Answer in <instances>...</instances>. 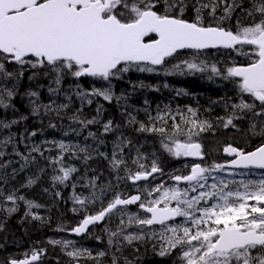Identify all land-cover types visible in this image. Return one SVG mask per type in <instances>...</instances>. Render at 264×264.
Masks as SVG:
<instances>
[{"label":"snow or ice","instance_id":"6c2138e0","mask_svg":"<svg viewBox=\"0 0 264 264\" xmlns=\"http://www.w3.org/2000/svg\"><path fill=\"white\" fill-rule=\"evenodd\" d=\"M250 3L251 7L244 10L252 18L251 22L241 25L237 21V28L233 31L220 23L206 24L205 13L217 21L229 19L237 8L244 7L239 0H232L231 3L228 0H191V3L189 0H0V110L7 112L14 108L17 83L29 67L48 69L49 73L54 74L53 83L57 87H50V93H58L63 79L68 76L75 81L91 78L103 82L101 87L93 86L91 90L83 89L78 83L75 85V95L82 104L91 105L93 96L112 102V81L123 79L131 71L158 73L162 70L164 75L174 74L164 67L168 59L180 55L182 50H191L193 59L175 64V70L181 74L185 69L189 72L209 71L213 76L231 80L241 97L248 98L233 104L235 111L221 118L224 128L237 127L234 120L244 118L238 113L251 112L255 117L264 118V0H250ZM221 4L225 5L224 15L217 17ZM190 7L195 16L186 19L185 13ZM209 49H230L238 55L247 56L248 62L222 70L215 63L208 64L200 59ZM9 65L16 66V70H10ZM27 95L34 116H39L41 109L45 115L50 111H56L58 115L60 109L68 107L64 104L53 109L55 101L52 104H40L36 91ZM121 98L115 97L117 102ZM102 107H97V115L92 119L81 118L79 114L71 119L83 127L96 124L102 114ZM188 112L196 117L194 109L188 108ZM180 115L184 123L191 124V128H181L176 117L169 116L174 121L171 135L165 127H149L143 123L138 130L163 134L169 141L163 147L173 157L203 160L202 145L192 139L193 135L198 134L193 129L202 132L212 125L208 121ZM20 119L27 117L21 116ZM158 119L167 123L164 116ZM18 122L16 119L9 121L0 118V129H9ZM129 123H135V118ZM260 123L258 132L256 123H252L251 131L264 137V119ZM49 126L55 127L51 123ZM102 129L103 134L112 131L113 122H104ZM185 131L187 138L180 139ZM31 135L35 136L36 132L33 131ZM89 135L96 136L92 132ZM10 142V138L3 141L4 144ZM123 143V140L119 141L113 149L111 163L114 169L125 164L123 158L117 155V149L123 151ZM57 146L62 152L70 150L63 142ZM80 151L84 152L86 148ZM223 151L231 159L207 166L193 163L187 173L170 175L169 179L176 183L167 188L161 182L151 188L145 186L138 189L139 194L136 195L116 193L107 206H102L95 214L86 215L71 231L81 235L90 225L102 222L112 214L127 215L128 225L135 226L138 231L127 233L121 229L112 232L109 245L113 244L111 237L122 233L123 239L129 244L134 240L156 237L160 242L157 254L163 257L178 251L181 264H264V175L258 179L239 181L223 176L249 175V172L235 170H264V140L252 151L232 145L225 146ZM31 152H40V148L34 146ZM16 154L28 161V157L23 154ZM40 154L43 155L42 152ZM3 155L0 152V156ZM89 158L85 156V159ZM62 159L61 154L51 162L59 163ZM139 168L143 170L130 172L127 176L133 185L148 181L150 177L156 179L157 173L163 174V169L155 160L150 170L143 164H139ZM75 171V168L62 166V175L53 179L64 183ZM209 179L212 183H209ZM28 183L34 181L30 179ZM181 184L184 187H180ZM95 186L93 180L91 187ZM144 193L152 198H142ZM0 196L13 205L17 200H25L15 192L6 195L0 192ZM97 198L93 191L90 197L75 195L74 202L86 207ZM25 203L30 209L41 207L32 201L25 200ZM128 205H137L147 215L127 213ZM16 210L15 207L7 209L8 212ZM178 217L183 218L182 222L169 223ZM120 223L123 225L125 221L121 219ZM153 225H160L161 230L157 233L152 229ZM50 243L62 244L65 249L72 246L71 241L57 240ZM86 251L72 247L66 254L77 260ZM42 252V249L34 250L30 257L26 253L24 259H9L7 264H36ZM98 255L102 257L105 253L100 252ZM112 264H117L115 257Z\"/></svg>","mask_w":264,"mask_h":264},{"label":"trees","instance_id":"16d2710c","mask_svg":"<svg viewBox=\"0 0 264 264\" xmlns=\"http://www.w3.org/2000/svg\"><path fill=\"white\" fill-rule=\"evenodd\" d=\"M231 2L232 0H228V3ZM239 2L244 7L237 8L231 14V18L217 21L205 13V23L213 25L220 23L221 26L233 31L237 28V21L241 25L249 24L252 18L246 15L244 9L251 7L250 0H239ZM224 6V4L220 5L217 17L224 15ZM194 16L195 13L190 7L185 13V18L192 19ZM207 54L211 55V53ZM188 55L193 54L184 51L169 59L166 66L173 59ZM215 55L216 57L207 63H215L222 70L229 66L247 63V56L238 55L234 51L220 49ZM9 69L15 71L16 66L9 65ZM53 79L54 74L49 73L48 69L26 68L23 77L17 83V95L13 100L14 108L7 112L0 110V118L19 121L9 129H0V152L4 153L0 156V165H7L0 167V192L5 195L15 192L25 200L41 205L39 208L30 209L25 200H17L13 205L0 196V264H7L9 259H23L26 253L31 256L32 251L38 249L43 250L38 264H112L113 257L116 258L117 264H128V262L177 264L169 255L162 257L157 254L160 250L159 243L152 237L134 240L129 244L124 241L122 233L117 237H111L113 244L109 245L112 232L121 229L129 232L137 229L135 226L124 228L125 223L123 225L120 223L121 219H125L127 223V215L126 218L110 215L102 226L93 228L82 240L69 238L68 232L86 215L95 214L102 206H107L116 193L130 196L138 192V189L161 182L164 186H171L175 183L169 179L170 175L190 171L192 165L190 160L170 155L163 147V144L169 142L168 139L160 133L139 131L141 123L149 127L153 125L165 127L171 135L174 131L171 127L174 121L169 119V116H175L176 122H179L181 128L185 130L192 126L190 123H184L180 114L186 118L208 121L212 127L202 132L193 129V132L198 134L193 135L192 139L199 143L203 141L209 143L210 136H217L220 132V126L224 123L221 118L231 115L235 111L232 105L240 103L241 99L247 100V97H241L237 86L231 80L213 76L209 71L182 74L175 72L172 75L131 71L125 74L123 79L112 81L114 93L112 102L93 96L91 97L93 103L88 105L82 104L75 95V85L78 83L83 89L91 90L93 86L101 87L103 82L93 81L91 78L75 81L68 76L63 79L58 93H50V87H57ZM31 91L39 93L40 104L47 105L55 101L52 104L53 109L64 104L68 107L60 109L58 115L56 111H50L45 115L41 109V114L34 116L29 103L30 97L27 95ZM115 97L122 98L117 102ZM100 105L103 106L102 114L96 124L83 127L71 119L76 114L81 118L92 119L97 115L96 109ZM188 108L196 111V117H192ZM238 114L244 118L234 120L237 127L226 130L225 136H218L216 141L220 143L219 147L226 145L242 147L241 144L236 143L235 137L250 139L252 123L257 121L259 126L261 119H264L253 116L251 112ZM21 116L27 119H20ZM159 116H164L167 123L158 119ZM132 118H135V123H129ZM108 120L113 122V130L103 134L102 125ZM50 123L55 127H50ZM33 131L36 132L35 136L31 135ZM90 132L95 133L96 136H90ZM9 138L11 142L4 144L3 141ZM186 138L187 131L180 136V139ZM121 140L124 141L121 145L123 151L117 149V155L123 158L125 164L119 169H114L111 163L113 149ZM59 142H63L70 150L62 152L57 146ZM248 143L251 145H248L247 149L251 151L259 146L261 141L252 138ZM34 146L39 147L40 152H31ZM81 148H86V151L81 152ZM244 148L247 150L246 147ZM17 152L28 157V161L17 155ZM41 152L43 155L40 154ZM61 154L63 159L59 163L51 162ZM85 156L90 158L85 159ZM154 160L163 169V174L156 179L138 187L127 179L130 172L143 170L139 168V164L150 170ZM185 165L189 167L186 168ZM62 166L76 169L70 179L64 183L53 179L62 175L60 172ZM262 175L264 173L256 174L254 177L259 178ZM30 179L34 183L29 184ZM93 180L95 188L91 187ZM179 186L184 187V185ZM93 191L98 197L94 203H88L85 207L74 202L75 195L90 197ZM143 196L147 198V193ZM11 207L17 210L8 212L7 209ZM126 212L145 215L138 209H126ZM33 216L37 218L34 219ZM145 231L148 229L145 228ZM61 237L74 241L75 248L87 251L77 260H73L66 254L67 250L61 244L50 243ZM100 252H104L105 255L99 256Z\"/></svg>","mask_w":264,"mask_h":264},{"label":"rangeland","instance_id":"374dc122","mask_svg":"<svg viewBox=\"0 0 264 264\" xmlns=\"http://www.w3.org/2000/svg\"><path fill=\"white\" fill-rule=\"evenodd\" d=\"M216 57V55L214 54V55H210V54H203V55H201L200 56V59H203V60H205V61H211V60H213L214 58ZM191 59H193V55H188V56H184V57H179V58H176V59H173L167 66H165L167 69H169V70H172L173 71V73H175V72H177V73H181L179 70H175L174 68H173V66L175 65V64H177V63H180L181 61H183V60H191ZM189 71H187L186 69L183 71V73H188ZM155 74H158V75H164L163 74V71L162 70H159L158 71V73H155ZM253 123H257V121H254ZM257 126H258V123L256 124ZM260 127H261V123H259V126L257 127V132L259 131V129H260ZM228 129H231V127H229V128H224L223 127V125L222 126H220V132H219V134L217 135V136H215V135H211L210 136V141H209V143H207L206 145H205V153L206 154H204V155H206V156H208V160L210 161H207L206 160V163H207V165H210V164H212L213 162H217V163H219L221 160H219L218 159V156H219V154L221 153V149L223 148L222 146L221 147H219L220 146V143L218 144V141H216L217 140V138H218V136L219 135H221V136H225V134H226V130H228ZM250 139H242V138H239V137H235V140H237V144H241V145H244V144H247L252 138L253 139H255V140H257V139H261L262 138V136H260V135H255L252 131H251V129H250ZM227 137V136H226ZM222 141H224V140H222ZM220 142V141H219ZM218 145V146H217ZM180 158H188V157H180ZM214 175H217L216 173H214ZM223 176H224V178L225 179H235V180H237V181H239V180H241L242 179V177L243 176H240V175H235V176H233V177H229V176H227L226 174H223ZM260 178V177H259ZM256 179H258V178H256ZM209 183H212V180L211 179H209ZM158 184H160V183H157V184H152V185H149V186H147V187H149V188H151L152 186H154V185H158ZM165 188H167V187H169V186H164ZM242 190V189H241ZM154 195H159V193H155ZM148 199H151L152 197H147ZM118 214H115V217L117 216ZM120 217H121V215H119ZM122 218H126L125 217V215H123L122 216ZM125 220V219H124ZM126 220H128V218H126ZM182 220H183V218H181V222H182ZM129 227V225H128V223H126L125 222V225H124V228H128ZM131 227V226H130ZM161 230V228L159 229V230H155L157 233L159 232ZM138 231V229H136L135 231H129V232H127V233H133V232H137ZM152 239H154V240H156L159 244H160V242H159V240H158V238H156V237H152ZM59 241H69V240H67L66 238H64V237H61L60 239H59ZM125 241V240H124ZM72 242V246H70L68 249H66L67 251H70V250H72V247H75V244H74V241H71ZM61 246L63 247V245L61 244ZM64 248V247H63ZM174 256H175V259H173V261H177V263H179V264H181V262H180V259H179V255H178V251H175V253H174Z\"/></svg>","mask_w":264,"mask_h":264},{"label":"water","instance_id":"95a60500","mask_svg":"<svg viewBox=\"0 0 264 264\" xmlns=\"http://www.w3.org/2000/svg\"><path fill=\"white\" fill-rule=\"evenodd\" d=\"M213 50H216V49H209V51H213ZM182 51H184V50H182ZM189 51H191V50H189ZM206 51V50H205ZM223 154H224V156H227L225 153H224V151H223ZM228 157V156H227ZM192 160H197V161H199L200 159H198V158H192V157H190ZM229 159H231V157H228ZM253 170H256V169H253ZM259 171H264V170H259ZM156 176H158L159 175V173H157V174H155ZM152 179V177H150L149 178V180L148 181H139V182H137V184H139V183H146V182H149L150 180ZM174 183H176L175 181H173ZM132 183V182H131ZM133 184V183H132ZM136 195V194H135ZM135 207H137V205H128V206H126V208H135ZM141 211H143L142 209H140ZM107 218V217H106ZM105 218V219H106ZM178 220V218H176V221ZM105 221V220H104ZM104 221H102V222H98V223H96V224H94V225H90L89 226V228H88V230L85 232V233H83V234H81V235H76L74 232H72V231H70L69 232V236H71V237H73V238H78V239H81V238H83V237H85L86 235H87V233L89 232V230L90 229H92L93 227H96V226H101L102 224H103V222ZM176 221H172V222H169V223H173V222H176ZM160 225H153L152 227H159ZM39 262V261H38ZM38 262H36V263H38Z\"/></svg>","mask_w":264,"mask_h":264},{"label":"flooded vegetation","instance_id":"af4514ba","mask_svg":"<svg viewBox=\"0 0 264 264\" xmlns=\"http://www.w3.org/2000/svg\"><path fill=\"white\" fill-rule=\"evenodd\" d=\"M246 59H247V62H248V57H247ZM246 99H248V98H246ZM258 140H260V141L262 142V140H264V137H262L261 139H258ZM206 144H207V143H206L205 141H203V142L201 143L203 154H206V153H205V152H206V151H205V145H206ZM248 145H251V144L247 143V144L242 145V147H239V146H236V145H235V147H237V148H239V149H243L244 151H249V150L247 149V148H248ZM244 147H246L247 150H245ZM223 149H224V148H223ZM251 151H252V150H251ZM206 159L208 160L209 158H208V156L204 155V159H203V161L201 162L202 165H204V162L206 163ZM218 159L221 160L219 163H224L225 161L229 160V158H228L227 156H224V155H223L222 149H221V153H220L219 156H218ZM242 171H245V170H242ZM237 172H238V170H237ZM245 172H249V171L246 170ZM254 173H256V172H254ZM249 178H253V177H252V176H249ZM174 253H175V251H173L172 254L169 255L170 257H172V259H175ZM178 264H179V263H178Z\"/></svg>","mask_w":264,"mask_h":264},{"label":"bare ground","instance_id":"6f19581e","mask_svg":"<svg viewBox=\"0 0 264 264\" xmlns=\"http://www.w3.org/2000/svg\"><path fill=\"white\" fill-rule=\"evenodd\" d=\"M201 111V110H200ZM40 233V232H39ZM39 235V234H38ZM10 236V235H9ZM8 236H6V238H7ZM9 239V238H8ZM11 239V238H10ZM8 244V243H7Z\"/></svg>","mask_w":264,"mask_h":264}]
</instances>
